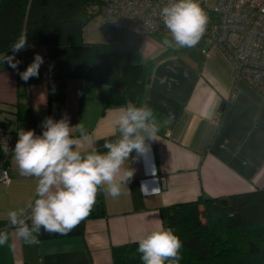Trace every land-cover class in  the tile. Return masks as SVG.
<instances>
[{
	"label": "crops",
	"instance_id": "obj_1",
	"mask_svg": "<svg viewBox=\"0 0 264 264\" xmlns=\"http://www.w3.org/2000/svg\"><path fill=\"white\" fill-rule=\"evenodd\" d=\"M84 32L81 43L31 46L17 53L19 71L36 53L47 60L39 77L27 82L2 62L13 53L0 55V130L14 135L11 150H0V169L9 175L7 184L0 181V229L9 231V243L15 245L0 246V264H112V248L137 242L163 224L162 210L171 205L200 197L264 193L260 93L203 38L193 48L171 49L162 44L169 34H153L142 37L130 58L142 66L144 76L135 103L148 104L161 128L148 152L125 163L134 174L123 194L113 199L101 190L90 215L67 235L42 229L39 243L32 246L17 239L7 212L36 198V180L20 176L12 160L17 130L41 134L46 117L59 120L66 113L71 126L82 122L92 137L94 143L85 144V150L105 152V141L118 136L113 135V120L121 106L106 108L109 86L83 76L90 45L96 43ZM170 114L173 118L164 124ZM74 135L79 137V132L74 130Z\"/></svg>",
	"mask_w": 264,
	"mask_h": 264
},
{
	"label": "clouds",
	"instance_id": "obj_2",
	"mask_svg": "<svg viewBox=\"0 0 264 264\" xmlns=\"http://www.w3.org/2000/svg\"><path fill=\"white\" fill-rule=\"evenodd\" d=\"M159 18L170 35L162 44L171 49L195 47L209 23L199 0H167L159 10ZM28 46V33L22 31L10 46L13 55L2 59L25 82L38 78L44 63V58L36 53L27 68L19 71L21 61L16 54ZM172 118L170 114L163 123ZM113 124V135L118 136L105 141V152L94 147L85 150V144L94 143L92 137L82 122L71 126L66 113L59 120L46 117L41 122V134L34 129L17 130L13 163L20 176L36 180V198L29 200L26 207L7 212L9 227L17 239L32 246L39 243L42 229L49 234L67 235L90 215L101 190L113 199L123 194L134 174L133 169L124 167L125 163L149 151V142L157 140L161 123L148 104L137 105L129 100L118 108ZM4 151H8L7 141ZM9 241V231L0 229V246L14 249ZM137 243L142 264H180L183 242L171 227L160 223L139 237Z\"/></svg>",
	"mask_w": 264,
	"mask_h": 264
},
{
	"label": "trees",
	"instance_id": "obj_3",
	"mask_svg": "<svg viewBox=\"0 0 264 264\" xmlns=\"http://www.w3.org/2000/svg\"><path fill=\"white\" fill-rule=\"evenodd\" d=\"M100 3L0 0V55L12 53L10 46L22 31L28 33V47L83 42L86 23L99 13L91 7ZM99 29L104 41L90 45L83 76L109 86L106 108L124 106L129 100L137 102L143 88V68L132 63L130 52L139 48L142 36L106 22ZM162 219L183 242L180 264H264L261 191L174 204L162 210ZM137 248V242L113 247L112 264H142Z\"/></svg>",
	"mask_w": 264,
	"mask_h": 264
},
{
	"label": "built area",
	"instance_id": "obj_4",
	"mask_svg": "<svg viewBox=\"0 0 264 264\" xmlns=\"http://www.w3.org/2000/svg\"><path fill=\"white\" fill-rule=\"evenodd\" d=\"M167 0H101L92 6L105 22L137 32L142 37L169 34L159 18L160 8ZM201 7L214 19L203 35L210 46L218 47L233 65L236 75L246 80L264 101V0H199ZM206 52V51H205ZM44 58L43 66L46 68ZM8 153L14 135L0 130V147ZM0 181L9 182L5 169H0Z\"/></svg>",
	"mask_w": 264,
	"mask_h": 264
},
{
	"label": "rangeland",
	"instance_id": "obj_5",
	"mask_svg": "<svg viewBox=\"0 0 264 264\" xmlns=\"http://www.w3.org/2000/svg\"><path fill=\"white\" fill-rule=\"evenodd\" d=\"M209 21L213 20V15H210L209 13ZM105 22V19L101 13H96L94 17L88 21L84 27L85 29V36L86 38H90L91 40H94L95 42H103L104 38L103 35L100 32V26Z\"/></svg>",
	"mask_w": 264,
	"mask_h": 264
}]
</instances>
